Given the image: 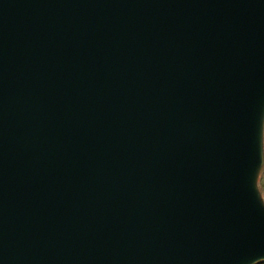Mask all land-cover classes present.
Masks as SVG:
<instances>
[{
	"label": "water",
	"instance_id": "obj_1",
	"mask_svg": "<svg viewBox=\"0 0 264 264\" xmlns=\"http://www.w3.org/2000/svg\"><path fill=\"white\" fill-rule=\"evenodd\" d=\"M263 99L264 0H0V264L264 261Z\"/></svg>",
	"mask_w": 264,
	"mask_h": 264
},
{
	"label": "rangeland",
	"instance_id": "obj_2",
	"mask_svg": "<svg viewBox=\"0 0 264 264\" xmlns=\"http://www.w3.org/2000/svg\"><path fill=\"white\" fill-rule=\"evenodd\" d=\"M255 164V169L251 176V185L254 187L255 191H257V188L260 186V182L264 183V99L261 104L260 119L258 124L257 157ZM261 203L262 205L264 204L263 199L261 200ZM256 262L257 261H253L247 264H254Z\"/></svg>",
	"mask_w": 264,
	"mask_h": 264
},
{
	"label": "crops",
	"instance_id": "obj_3",
	"mask_svg": "<svg viewBox=\"0 0 264 264\" xmlns=\"http://www.w3.org/2000/svg\"><path fill=\"white\" fill-rule=\"evenodd\" d=\"M260 186V188L258 187L257 188V191H258V194H259V196H260V200H262V198H263V196H264V183L263 182H260V184H259ZM257 186H258V181H257ZM264 205V204H263Z\"/></svg>",
	"mask_w": 264,
	"mask_h": 264
},
{
	"label": "trees",
	"instance_id": "obj_4",
	"mask_svg": "<svg viewBox=\"0 0 264 264\" xmlns=\"http://www.w3.org/2000/svg\"><path fill=\"white\" fill-rule=\"evenodd\" d=\"M256 264H264V261L258 262V263H256Z\"/></svg>",
	"mask_w": 264,
	"mask_h": 264
},
{
	"label": "built area",
	"instance_id": "obj_5",
	"mask_svg": "<svg viewBox=\"0 0 264 264\" xmlns=\"http://www.w3.org/2000/svg\"><path fill=\"white\" fill-rule=\"evenodd\" d=\"M262 199H263V202H264V196H263V198H262Z\"/></svg>",
	"mask_w": 264,
	"mask_h": 264
}]
</instances>
